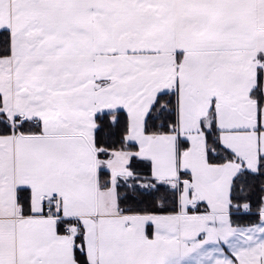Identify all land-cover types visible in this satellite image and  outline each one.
Returning <instances> with one entry per match:
<instances>
[{"label":"snow or ice","instance_id":"obj_1","mask_svg":"<svg viewBox=\"0 0 264 264\" xmlns=\"http://www.w3.org/2000/svg\"><path fill=\"white\" fill-rule=\"evenodd\" d=\"M0 264H264V0H0Z\"/></svg>","mask_w":264,"mask_h":264}]
</instances>
